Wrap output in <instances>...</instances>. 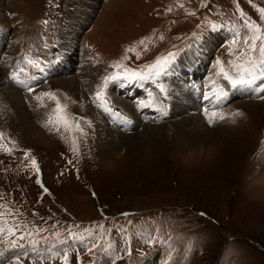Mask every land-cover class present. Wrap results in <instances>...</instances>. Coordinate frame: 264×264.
Here are the masks:
<instances>
[{
	"label": "rangeland",
	"instance_id": "rangeland-1",
	"mask_svg": "<svg viewBox=\"0 0 264 264\" xmlns=\"http://www.w3.org/2000/svg\"><path fill=\"white\" fill-rule=\"evenodd\" d=\"M260 8L264 0H0V204L47 229L39 235L48 238L36 251L0 244V264H63L56 254L64 251L69 264H111L115 256L122 257L116 264H264V99L247 88L230 89L219 102L212 96L229 86L215 75L216 59L226 66L235 59L229 49L238 52L252 34L246 23L264 30ZM29 50L49 62L29 81L34 93L8 80ZM169 51L178 52L176 61L158 79L109 83L107 105L130 121L127 129L117 126L95 102L103 77L117 71L116 63L147 72L146 65ZM69 79L72 94L62 88ZM195 86L210 96L204 105L195 101ZM13 88L21 96L16 114L6 104ZM47 91L70 114L90 121L94 114L104 135L117 136L99 141L94 122L81 121L87 134H77L73 145L70 132L44 126L54 102L34 97ZM205 106L224 119L210 125ZM237 111L243 115L232 116ZM21 112L35 130H18ZM187 116H198L205 130L200 150L171 146ZM146 125L149 135L142 131ZM129 134L137 138L136 160L126 144L106 146ZM223 134L229 145L219 144ZM212 139L217 150L208 148ZM232 141L238 146L231 155ZM102 156L113 166L102 164ZM33 157L39 172L31 167ZM67 229L85 240H72ZM151 238L156 242H145ZM91 243L99 245L93 253Z\"/></svg>",
	"mask_w": 264,
	"mask_h": 264
},
{
	"label": "snow or ice",
	"instance_id": "snow-or-ice-1",
	"mask_svg": "<svg viewBox=\"0 0 264 264\" xmlns=\"http://www.w3.org/2000/svg\"><path fill=\"white\" fill-rule=\"evenodd\" d=\"M171 11V9H168ZM259 12L261 16L264 17V8H260ZM194 14V13H193ZM243 15V13H241ZM45 25L49 21H43ZM247 29H250L252 34L246 36L243 39V44L245 47L241 48L238 52H234L231 48L229 53L235 57L233 60L225 62L220 58L216 59L217 71L215 75L217 77H222L227 84L233 88H247L252 92L258 94L259 99H264V30H262L259 25L246 23L244 25ZM215 27V25H213ZM163 39V36H161ZM143 44L144 41L139 42ZM232 43H236L233 39ZM48 45L45 44L46 48ZM132 51V49H129ZM258 53V55H257ZM178 52L169 51L167 55L157 57L155 62L151 65H146L145 67L150 69V71H143L137 68H131L126 65L116 63L113 65L117 71H113L110 75L103 77V84L98 87V90L94 93L95 102H99V107H101L105 112L111 113L113 110L107 105V100L105 97V89L109 86V83L115 82H138L151 79L153 76H160L165 74L175 63ZM49 62L40 56H33L31 50L22 54V61H16L15 66L10 68L8 73V80L21 85L29 93H34L35 88L29 84V81H36L39 79L37 73L43 74L47 70ZM120 69H123L120 71ZM215 84V81H213ZM159 91L163 95H167V89L163 84L157 85ZM227 92L223 88L219 91L215 89L212 92V96L217 102H219ZM152 94L149 93L151 98ZM37 101H43L44 98L54 102V107L49 114L48 120L45 122L44 126L49 127L51 130L60 132L61 128L72 134V143L75 145L78 140V135H86L85 128L82 126L81 121L91 127L92 121L87 120L85 117H75L68 112L67 104L63 103L61 98L54 92L47 91L41 92L39 95L34 97ZM205 100H209L210 96L208 94L204 95ZM41 106H44L41 104ZM140 106L146 105L144 101L140 102ZM163 112V109H158ZM203 113L207 119V122L211 125L217 121V119H224L222 114H218L217 111H210L206 106L203 109ZM167 115L166 112H163ZM241 112L237 111L232 113V116H241ZM130 121L127 118L121 120V123L127 124ZM3 133H0V140L3 139ZM0 147H3L0 144ZM6 151H11V149H5ZM75 151V148L73 149ZM27 155V153H26ZM31 167L37 172L40 171L37 161L33 157L31 159ZM40 183V181H37ZM45 193L48 192L47 188H43ZM94 194V193H93ZM18 209H14L5 204H0V244H6L8 248H24L30 246L33 251H36L37 246L41 244L42 241L47 242V237L39 235L42 232H46L47 229L41 228L38 225H30L29 223L21 220L16 214ZM127 215V214H125ZM68 232V237L75 241L83 242L85 236L77 232L71 231V229L66 230ZM89 237L93 235L90 230H86ZM59 240V243L66 244L67 239H59L61 233L56 231L53 233ZM146 243L156 242V238H151ZM99 247L96 243H91L88 246V252L93 253ZM128 254L131 255V250H127ZM59 259L62 260L63 264H69V255L67 251L62 254H56ZM120 256H115L111 260V264H116V260L121 259ZM171 255L169 260H171ZM19 259V258H18ZM41 260L44 257H40Z\"/></svg>",
	"mask_w": 264,
	"mask_h": 264
},
{
	"label": "bare ground",
	"instance_id": "bare-ground-1",
	"mask_svg": "<svg viewBox=\"0 0 264 264\" xmlns=\"http://www.w3.org/2000/svg\"><path fill=\"white\" fill-rule=\"evenodd\" d=\"M3 78H4V75H3V73L0 70V80H3ZM74 84H75L74 79H69V80H65V81L63 80L62 88L65 90L66 94H69V93L72 94V92L75 90ZM15 91H17V90L16 89L14 90V88H13L11 91L8 92V95H7L8 101H6V104H7V107H9L8 104H12L13 112L16 114L17 111H20V104H21V99L20 98H21V96H19V92L18 91H17L18 93H15ZM192 96H193V94H192ZM195 101H196L197 104H200V102L198 100H195ZM15 108H17V111H16ZM21 113L22 114H19V116H20L19 122H18L19 125L17 124L16 127L18 128V130L20 132H29L30 130L32 131L34 129L33 128L34 124L32 123V121L30 119V116H28V113H26V114H24L23 112H21ZM90 118H92V122H94V125L97 128V134L102 136L101 138H99V141H105V140H107L109 138L117 136V135H113V136L104 135L103 132L100 129V121L98 120L97 116L94 115V114H90ZM149 127L151 128V126H147V125L144 126L142 128L143 133H148V135H149L151 133V132H148L149 131L148 130ZM204 132H205V130L202 128V125L200 124V120H199L198 116H187V117L183 118V120H181V125L176 128V134L173 137V139L171 140L172 141L171 142V146L174 145L173 149L176 148L177 151L178 150L180 151L181 149H187V148H190L192 150H196V149L200 150V146H198L197 144H198L199 140L203 138ZM242 132H244V131H242ZM119 133H121V132H119ZM121 134H123V133H121ZM226 136H229V135H226V134L222 135L221 141H219V144H221V146L222 145H229V140L230 139L226 140L225 139ZM158 137H164V135L162 133H160ZM97 139H98V137H97ZM232 139L234 140L235 138L232 137ZM204 140H206V139H204ZM135 141H137V138L135 137V134H133V135L129 134V135H125V137H119V138L116 137V139H114L113 141H111V139H110V142L106 146H111L113 144H117L118 145L119 142H120V144H126L127 147H128L127 150L130 151V154H131L130 156L133 158V160H136V159H138V152H137L138 150L135 147V144H134ZM209 144L210 145L208 146V148H211V149H216L217 148V140L215 141L214 139H212V141ZM236 146H238V145L235 144V142H233V145L232 146L230 145L228 147V152H230L231 155L233 154L232 150H234L236 148ZM105 148H107V147H105ZM194 148H196V149H194ZM190 149H187V150H190ZM206 149H207V147H206ZM167 151L169 152L170 149L167 150ZM224 151H225V153L227 152L225 148H224ZM169 154H170V152H169ZM106 160H107V158H105V156H102V158L100 159V162L102 164H105V163H107ZM110 163H107V164H110ZM110 165H111V167L113 166L112 164H110Z\"/></svg>",
	"mask_w": 264,
	"mask_h": 264
}]
</instances>
